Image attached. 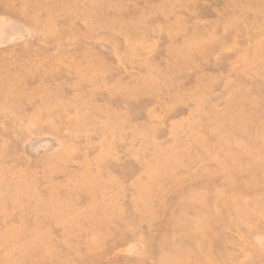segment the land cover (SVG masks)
I'll return each instance as SVG.
<instances>
[{"label":"rangeland","instance_id":"obj_1","mask_svg":"<svg viewBox=\"0 0 264 264\" xmlns=\"http://www.w3.org/2000/svg\"><path fill=\"white\" fill-rule=\"evenodd\" d=\"M0 264H264V0H0Z\"/></svg>","mask_w":264,"mask_h":264}]
</instances>
